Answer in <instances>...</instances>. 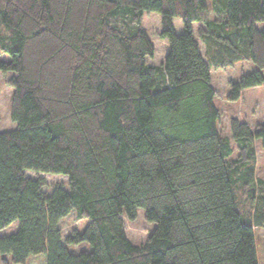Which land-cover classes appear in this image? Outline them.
<instances>
[{"label": "trees", "instance_id": "trees-1", "mask_svg": "<svg viewBox=\"0 0 264 264\" xmlns=\"http://www.w3.org/2000/svg\"><path fill=\"white\" fill-rule=\"evenodd\" d=\"M150 12L167 41L158 64L146 61ZM238 62L254 68L228 82L230 101L264 84V0H0V72L11 73L16 123L0 131V231L17 222L0 236V261L258 264L264 123L232 117L223 136L211 83L213 68ZM26 171L67 183L46 191ZM139 207L155 227L137 244L124 218ZM72 211L87 223L62 239L58 222Z\"/></svg>", "mask_w": 264, "mask_h": 264}, {"label": "rangeland", "instance_id": "rangeland-1", "mask_svg": "<svg viewBox=\"0 0 264 264\" xmlns=\"http://www.w3.org/2000/svg\"><path fill=\"white\" fill-rule=\"evenodd\" d=\"M150 41L154 46L153 58H146L148 63L158 64L163 61L165 56V49L167 41L158 37L160 30V15L157 12H150L144 16L143 22ZM182 25L180 19L174 20V28L176 32H181L180 26ZM198 23H194V29H197ZM259 27H263L262 24L257 23ZM3 59H8V55H1ZM254 68V65L248 62H238L233 66L225 68H213L212 83L217 91L215 96V103L221 110V117L219 120L218 128L223 136L230 137L229 133V120L232 117L240 120H248L250 126H255L257 123H264V84L259 87H253L243 90L240 98L234 101L227 100L226 94L230 80H237L241 73L248 72ZM11 73L0 72V131L12 130L16 127V123L10 117V96L12 93V87L7 84V78ZM232 145L234 143L231 141ZM255 152H256V174L258 177L264 178V147L261 145L259 139L254 140ZM31 177H43L46 180V191H50L55 184H61L66 186L67 177L61 174L51 173H38L33 171H26ZM125 219V225L127 234L129 235L133 243H140L152 232L155 227V223L148 222L144 218V209L137 208L136 217L134 220ZM87 223V219H78L74 211H72L67 217L61 219L58 222V227L61 229L62 239L75 228L78 232H81ZM17 228V222H13L0 231V236L7 235L14 232ZM255 246L258 264H264V228H254ZM71 252H78L81 248L89 249L87 243L67 245ZM45 254H39L30 256L25 263L22 264H45ZM0 264H3L0 261ZM12 264V263H11Z\"/></svg>", "mask_w": 264, "mask_h": 264}, {"label": "crops", "instance_id": "crops-1", "mask_svg": "<svg viewBox=\"0 0 264 264\" xmlns=\"http://www.w3.org/2000/svg\"><path fill=\"white\" fill-rule=\"evenodd\" d=\"M145 16V15H144ZM175 20V19H174ZM143 22H144V17H143ZM180 26V29H182V25H179ZM193 28V30H194V32H195V29H194V27H192ZM166 51H167V48L165 49V53H166ZM200 51H201V53L203 54L204 53V47H203V45L200 43ZM234 81H236V80H234ZM211 83H212V74H211ZM212 85H213V83H212ZM256 87H259V86H256ZM244 91H242V93H243ZM241 93V94H242ZM245 120V119H244ZM245 121H247L248 122V120L246 119ZM249 123V122H248ZM250 124V123H249ZM124 223H125V221H124ZM125 231H126V235H127V237L130 239V237H129V235L127 234V230H126V225H125ZM131 240V239H130ZM141 243V242H140ZM138 244V243H137Z\"/></svg>", "mask_w": 264, "mask_h": 264}]
</instances>
